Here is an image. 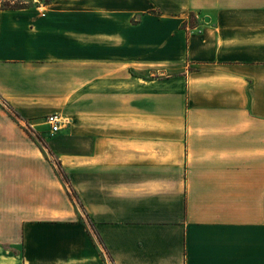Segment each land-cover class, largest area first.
I'll list each match as a JSON object with an SVG mask.
<instances>
[{"label": "crops", "instance_id": "obj_1", "mask_svg": "<svg viewBox=\"0 0 264 264\" xmlns=\"http://www.w3.org/2000/svg\"><path fill=\"white\" fill-rule=\"evenodd\" d=\"M1 1L0 264H264V0Z\"/></svg>", "mask_w": 264, "mask_h": 264}, {"label": "rangeland", "instance_id": "obj_2", "mask_svg": "<svg viewBox=\"0 0 264 264\" xmlns=\"http://www.w3.org/2000/svg\"><path fill=\"white\" fill-rule=\"evenodd\" d=\"M4 1V0H3ZM37 1V0H36ZM34 1V0H5V2H7V4H18V3H22V4H24V5H34V4H37V3H40L41 2V4L43 5V4H46L47 2H49L50 0H39V2L37 1ZM189 21L190 22H193L194 21V13L193 12H191L190 14H189ZM0 108L3 110V112H4V114H5V117H10L11 119H15V121H17V122H19L20 123V121H19V119H24V120H26L25 122H23V123H21L22 124V126L24 127V129L31 135V136H33V137H38V138H40V136H43V135H46L45 134V132H40L38 129H36V128H34V127H32V126H30V124L28 123V120L26 119V118H24L23 116H21V114L17 111V110H15L14 109V107L11 105V104H9L7 101H5L4 99H2L1 97H0ZM62 113V112H61ZM62 115L63 116H65V121H67V118L69 117V116H67V115H65V114H63L62 113ZM41 119L40 118H38V119H36V120H32V121H40ZM38 125V124H37ZM36 125V126H37ZM40 125H42V124H40ZM39 126V125H38ZM37 126V127H38ZM46 133H47V131H46ZM53 133H50V134H48L47 133V135H52ZM50 153L52 154V152L50 151ZM52 158H53V160L55 161V163H56V165H57V169H58V171L61 173V175H62V177H66V174H65V172H64V170L61 168V166H60V164H59V162L56 160V159H54L55 157H54V155H52L51 156ZM71 193H72V195L74 196V197H76V195H75V193H74V191H71Z\"/></svg>", "mask_w": 264, "mask_h": 264}, {"label": "built area", "instance_id": "obj_3", "mask_svg": "<svg viewBox=\"0 0 264 264\" xmlns=\"http://www.w3.org/2000/svg\"><path fill=\"white\" fill-rule=\"evenodd\" d=\"M37 1L39 2V0ZM37 5L42 6L41 2L37 3ZM65 120V116H63L60 112L57 111L47 113L44 117V122L48 125V130L50 133H55L59 131L63 124L66 122Z\"/></svg>", "mask_w": 264, "mask_h": 264}, {"label": "trees", "instance_id": "obj_4", "mask_svg": "<svg viewBox=\"0 0 264 264\" xmlns=\"http://www.w3.org/2000/svg\"><path fill=\"white\" fill-rule=\"evenodd\" d=\"M1 5L3 6V7H22V6H26V5H24V4H22V3H18V4H7V2H5V0L3 1H1Z\"/></svg>", "mask_w": 264, "mask_h": 264}]
</instances>
